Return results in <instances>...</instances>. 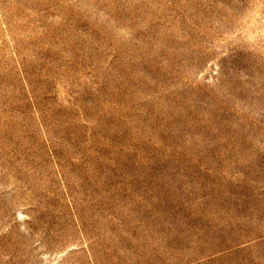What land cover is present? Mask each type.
I'll return each mask as SVG.
<instances>
[{"label":"rangeland","instance_id":"374dc122","mask_svg":"<svg viewBox=\"0 0 264 264\" xmlns=\"http://www.w3.org/2000/svg\"><path fill=\"white\" fill-rule=\"evenodd\" d=\"M0 264H264V0H0Z\"/></svg>","mask_w":264,"mask_h":264}]
</instances>
